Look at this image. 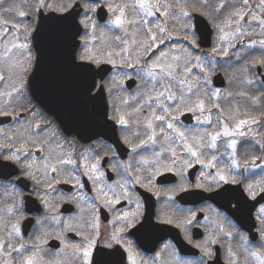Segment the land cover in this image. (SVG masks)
<instances>
[{"label":"flooded vegetation","instance_id":"flooded-vegetation-1","mask_svg":"<svg viewBox=\"0 0 264 264\" xmlns=\"http://www.w3.org/2000/svg\"><path fill=\"white\" fill-rule=\"evenodd\" d=\"M45 3L51 7L0 0V264H94L101 251L110 253L105 264H264V86L251 89L263 97L253 98L260 100L254 107L246 103V114V94L232 95L233 141L258 149L236 151L231 166L219 134L223 95L213 78L209 88L180 81L155 88L151 72L125 67V93L137 89L128 88L135 79L139 92L159 102L149 99L148 117L119 125L128 153L103 138L82 143L32 97L35 40L47 35H36L41 22L76 9L82 53L92 55L99 38L109 56L115 44L122 60L145 64L190 55L200 39L189 0ZM225 3L233 24L223 22L226 4L218 0L215 44L248 25L252 32L239 45L264 42V19L248 17L259 7L264 18V0Z\"/></svg>","mask_w":264,"mask_h":264},{"label":"water","instance_id":"water-1","mask_svg":"<svg viewBox=\"0 0 264 264\" xmlns=\"http://www.w3.org/2000/svg\"><path fill=\"white\" fill-rule=\"evenodd\" d=\"M78 14L73 9L58 16V22L47 24L43 21L39 25L36 35H47L41 41L35 40L38 56L30 79L31 94L42 109L59 122L68 136L75 135L82 142L101 137L121 150L123 146L116 125L108 118L103 86L92 95L97 81H104L112 68L106 65L96 68L92 64L77 62L81 33ZM60 17L66 19L61 20ZM195 25L201 46L208 48L212 34L209 23L203 17L195 16ZM215 83L218 87L225 86L221 75L217 76ZM132 85L133 82L128 87Z\"/></svg>","mask_w":264,"mask_h":264},{"label":"trees","instance_id":"trees-1","mask_svg":"<svg viewBox=\"0 0 264 264\" xmlns=\"http://www.w3.org/2000/svg\"><path fill=\"white\" fill-rule=\"evenodd\" d=\"M217 1L218 0H189V13L193 14V13L199 12L205 17H207L208 20L211 22V24L214 25L216 24L215 4ZM224 4H226L225 1H224ZM225 7L226 8L223 11L224 22L227 21L226 17L229 15L226 12L231 10L229 4H226ZM225 13L227 14V16H225ZM227 44L228 46H224L223 49H221L222 53H220L221 58L219 59L216 58V59L208 60V61L207 59L206 60L201 59L202 61H200L192 57L193 56L192 55L190 57V60L181 61V63L179 64V67L177 68L178 75H176V78H169L170 79L169 84L170 86L172 85L176 86L177 83L180 81V84H179L180 87H183L181 83L182 84L187 83L188 85L192 86V83L194 82V80L197 79L196 84H194L195 88H199L201 86L208 87L209 86L208 80L206 79V77L199 76L200 71H205L204 69H206L212 73H222L227 81V86L223 90V93H225L226 96L223 97L222 102L219 104L218 108L222 109V112H221L222 123H229L231 124L230 126H232V122H231L233 121L232 115L231 117L226 116L227 112L231 110V105H233V102L238 103L236 100L234 99L232 100V95H235L241 92L245 93L246 97H248L247 99L250 101L242 100L241 102L242 104H246V102L250 103V107H254L256 103H260V100L255 101L257 99H253L254 97H256V95L263 97V94H261L260 92L258 91L252 92L251 89H249V88H254V87L257 88L258 86L260 87V84H256L254 86L253 84H251L250 87H247L246 83L256 81L254 77L256 73V66H262L264 68V60H263V56L257 57L255 50H251L247 52L246 50L248 47H244L241 45H230L231 41H228ZM214 47L215 46L213 45L211 49L213 50ZM116 48L117 47L115 44H112L110 46L111 50H115ZM105 52H106V46L103 43L98 44L95 47V54H94V58L96 60L95 62H98V63L104 62L103 56H106ZM111 57H113L111 59L114 60L115 55L113 54ZM113 60H111V62ZM112 63H114L116 66H119V67H121L120 64H123V66L132 64L128 62L122 63V62H119V60L117 59H115L114 62ZM185 64L186 66L183 67ZM210 64L212 67L210 66ZM215 67H216V70H215ZM163 70L167 71L165 69ZM187 70H190V71L192 70L194 74H192V77L190 76L184 79L185 72ZM164 76H167V74L165 73ZM202 80L204 81L205 84L202 82ZM107 86L109 88L110 84L107 83ZM122 93L123 92H120V94ZM228 93H231L230 97L227 96ZM114 97H115L114 95L112 97V94H110V101L112 105L118 102L117 100L114 99ZM129 103L130 104L127 105L125 109L112 106V110H113V113H115L116 110H119V112L122 113V116L125 117L126 121L132 122L142 117L143 110L139 108L140 102H133V103L129 102ZM247 106L248 104L242 107L241 111L245 113L246 110L243 108H247ZM250 107L248 106V108ZM245 145L247 146L246 148H239V150L244 149L247 152L248 151L255 152L258 149L253 144H251V142H248Z\"/></svg>","mask_w":264,"mask_h":264},{"label":"rangeland","instance_id":"rangeland-1","mask_svg":"<svg viewBox=\"0 0 264 264\" xmlns=\"http://www.w3.org/2000/svg\"><path fill=\"white\" fill-rule=\"evenodd\" d=\"M71 1L72 0H63V2H64V6L66 7V6H70V4H71ZM225 1V0H224ZM261 8H263V6H260ZM252 10H253V8H252ZM252 10H251V15L250 16H248V17H250L251 18V22H258V23H261V21L264 19L263 18V15H262V11H261V9L258 7L257 9H254V11H255V14L252 12ZM257 12H258V14H257ZM229 14L228 16H227V14ZM225 13V16H227L226 17V20H227V22H226V24H228V26H231V24H233V20H232V16H233V14H235L234 12H232V10H229V11H227ZM223 16H224V14H223ZM240 16V15H239ZM232 21H231V20ZM250 32H252L251 31V28H250V26L248 25L246 28H242L240 31H237L236 32V36L234 37V38H231V37H229L230 36V34H229V31H228V34H225L224 35V37H221V39H222V41H220V44L222 45V46H227L228 44H227V42L228 41H233L234 42V44L233 45H239L240 43H238V40L241 38L242 40L244 39H246V38H248V36H249V34H250ZM261 32H262V30H261ZM225 33V32H224ZM253 44V43H252ZM253 45H256V44H253ZM215 47H214V49L212 50L211 49V47H210V50L208 51V52H206V53H204V51H202L201 53H198V54H193V56L192 57H194V58H196L197 60H200V61H202L201 59H204V60H206L207 59V61L208 60H213V59H216V58H221V56L220 55H218V53L216 52V50L219 48L218 47V45H214ZM191 47H193V43H192V45H191ZM253 49H255V47L254 46H250V47H248L247 48V52H249V51H251V50H253ZM200 54H202V55H200ZM204 55V56H203ZM173 57H176L175 58V60L173 61V62H168V63H166L165 64V66L163 67V69H165V70H167V71H170V70H176L177 68L176 67H179V64L181 63V59H179V56H177V55H174ZM262 62V61H261ZM200 63V62H199ZM201 64V63H200ZM186 66V64L183 66V67H185ZM210 66H211V64H210ZM212 67V66H211ZM158 69L160 70V69H162V66L161 65H159L158 66ZM205 71H202V72H205L206 73V75H211L212 76V72H210V71H208V70H206V69H204ZM211 70V69H210ZM214 70V69H213ZM215 70H216V67H215ZM263 71H264V69H263ZM191 72H192V70H191ZM190 72V74L192 75V73ZM215 72H217V71H215ZM201 74H204V73H201ZM263 74H264V72H263ZM255 76V75H254ZM256 77V76H255ZM257 78V77H256ZM258 80H259V84H260V88H262L263 86H264V80H263V77H262V80H263V82H261V80H260V78L258 77L257 78ZM197 80V79H196ZM196 80H194V84H196ZM256 82L257 81H255V82H248V83H246V86L247 87H250L251 86V84H253V86L254 85H256ZM205 84V83H204ZM181 85H183V86H188V84L187 83H184V84H182L181 83ZM262 86V87H261ZM204 88H205V86H204ZM264 88V87H263ZM263 90L264 89H262L261 91L263 92ZM258 91V90H257ZM230 94L231 93H228V97H230ZM261 94H263V93H261ZM158 97H160V95L158 96ZM231 108H232V105H231ZM231 113H232V110H230V111H228L227 112V114H226V116H228V117H231ZM148 125H150L149 123H148ZM225 133H230V131H229V127H227L226 128V130H225ZM231 136H232V134H231ZM255 141V140H254Z\"/></svg>","mask_w":264,"mask_h":264},{"label":"snow or ice","instance_id":"snow-or-ice-1","mask_svg":"<svg viewBox=\"0 0 264 264\" xmlns=\"http://www.w3.org/2000/svg\"><path fill=\"white\" fill-rule=\"evenodd\" d=\"M39 7L44 8V7H51V5H48L45 3V0H39ZM61 20L66 19V17H60ZM118 23V21H117ZM92 87H95V85H93ZM89 91H91V89H89ZM121 124H124L125 122L123 121V119H121L119 121ZM169 127H171V125H169ZM213 140H215V137H213ZM193 155H195V153H193ZM221 181L225 180L224 176H220L219 178ZM87 255V253H86ZM110 255V253H106V252H99L97 253L95 260H94V264H105V260L104 257Z\"/></svg>","mask_w":264,"mask_h":264}]
</instances>
